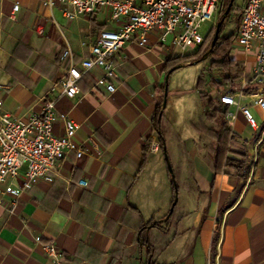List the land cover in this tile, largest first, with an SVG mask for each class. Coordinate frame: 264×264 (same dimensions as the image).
Wrapping results in <instances>:
<instances>
[{
	"label": "crops",
	"instance_id": "1",
	"mask_svg": "<svg viewBox=\"0 0 264 264\" xmlns=\"http://www.w3.org/2000/svg\"><path fill=\"white\" fill-rule=\"evenodd\" d=\"M244 3L235 6L239 12ZM109 29L118 24L109 21L106 9L67 19L59 0H0L1 110L26 119L42 102L55 99L56 112L78 124L73 140L84 153L80 159L68 154L53 183L22 190L15 205L3 198L0 264H49L45 243L57 247L61 264H143L138 231L167 217L172 180L178 186V234L155 264H264V112L253 103L264 94V83L251 76L254 51L236 49L233 57L243 68L240 90L254 89L243 92L241 104L249 107L258 130L234 107L226 106L235 119H222L235 135L232 147L247 154L240 179L213 168L218 142L212 134L220 124L202 116L196 78L204 61L188 62L168 76L161 105L166 139L160 146L152 118L164 96L163 66L181 56L169 43H159L156 32L146 36L145 47L126 43L116 53L113 93L107 92L109 81L99 67L82 75L75 97L60 93L55 83L65 76L64 49L70 48L77 62ZM52 127L54 135H63L60 121Z\"/></svg>",
	"mask_w": 264,
	"mask_h": 264
},
{
	"label": "built area",
	"instance_id": "2",
	"mask_svg": "<svg viewBox=\"0 0 264 264\" xmlns=\"http://www.w3.org/2000/svg\"><path fill=\"white\" fill-rule=\"evenodd\" d=\"M63 16L74 19L80 15H92L106 9L110 22L118 24L114 31H101L94 44L88 48V56L75 61L70 48H65L62 60H67L65 76L56 85L60 93L73 98L79 94L78 82L82 75L93 67L104 71L109 81L108 93L115 91L118 80L115 56L126 43L134 42L145 47L147 35L157 33V41L169 43L178 56H185L184 50H196L204 42L199 33L200 26L211 21L218 9L219 0H59ZM264 0H245L240 10L236 30L235 47L242 52L254 51L251 70L253 80L264 79ZM18 5L13 6V12ZM170 37V41L168 38ZM246 84L243 83V86ZM3 86L0 85V92ZM242 89L220 97L224 106L234 107L245 117L249 126L258 130L255 119L247 105L241 104ZM55 99L40 104L39 112L26 119L10 115L1 110L0 100V203L4 197L16 204L22 190L44 182L51 184L58 173V164L70 153L80 159L83 151L73 140L79 126L66 114L56 112ZM264 112V94L256 95L253 101ZM235 114L227 112L225 121H233ZM63 124V135L53 134L54 123ZM20 180L19 185L17 184ZM79 186H86L84 180ZM40 242V238H36ZM49 264H61L59 251L53 243L42 245Z\"/></svg>",
	"mask_w": 264,
	"mask_h": 264
},
{
	"label": "trees",
	"instance_id": "3",
	"mask_svg": "<svg viewBox=\"0 0 264 264\" xmlns=\"http://www.w3.org/2000/svg\"><path fill=\"white\" fill-rule=\"evenodd\" d=\"M228 2L229 0L226 1L225 6H227ZM223 11L221 12V14L223 13ZM231 11L232 10L230 9L229 13L227 14V18H229ZM239 18L240 13L237 14V17L235 19V30L228 35L222 36L225 29V24H221L219 33L217 35L218 38L213 46L211 45L213 38L211 35H213V32H211L210 35H208L209 37L205 40V43L208 46L201 52H197L191 56L185 55L166 60L163 66V72L165 75L171 76L176 70L181 68V66L184 67L188 62H202L203 56L207 54L206 58L210 59L209 64L206 68V70L209 72V77L208 79H205V72L202 71L199 74L198 78H196V88L203 104L202 116L204 121L208 123L220 124L219 130H214L212 134L218 142L213 160V168L215 171H218V169L221 168L226 173L232 171L237 178L241 179L245 177L244 175H246L245 161L247 159V154L244 149L239 150L232 147V143L236 140V138L234 134H231V132L226 129L225 123L222 122V119L226 115L227 107L221 103L220 97L218 96V93H221L222 89L225 88L227 84L231 83V70L235 67L241 66V70L239 72L243 71L242 64L237 62V60L233 57V53L231 51L233 45L235 44L236 30L239 24ZM214 70H220V79L217 78V76L215 77V75L212 73ZM211 90H216L217 95L215 97L210 96ZM253 90L243 89L242 91L245 93H249ZM162 102L163 96L160 102L157 104V108H155L156 111L152 118L153 126L155 132L158 135L157 137L161 147L165 145L166 139V135L163 130V117L161 109ZM221 130H223L222 133ZM246 142L247 140L245 141V143ZM174 182L175 181L173 180L171 181L173 193L171 203L178 193V186L176 183V185H174ZM176 206L177 205L173 206L174 209L171 215L166 218L165 221H148L138 231V243L140 244L141 249L145 251L146 262H144L143 264H155L156 256L164 251L177 236L176 234L178 233L174 228V224H177L179 222V220H175ZM151 230L156 231L157 235L149 236Z\"/></svg>",
	"mask_w": 264,
	"mask_h": 264
},
{
	"label": "rangeland",
	"instance_id": "4",
	"mask_svg": "<svg viewBox=\"0 0 264 264\" xmlns=\"http://www.w3.org/2000/svg\"><path fill=\"white\" fill-rule=\"evenodd\" d=\"M226 1L227 0H219L218 9H217V12H216L214 18L211 21L205 22V23H203L200 26L199 33L202 36L204 42L195 51L192 50V49L184 50L183 53L186 54V56L194 55L195 53L201 52L202 50L207 48L208 45L205 43V40L209 37L208 35H210L211 32L214 33L215 26H216L217 22L222 17L223 13L221 14V12L226 7L225 6ZM240 3H241V0H234V3L231 6V10L232 11L230 13L229 18H227V16H226L225 19L223 20V24H225V29H224V32H223L222 36L228 35L229 33L233 32L235 30V28H236L235 19L237 17V14L240 13L238 8L235 7V6L237 4L239 5ZM228 4H229V2H228ZM228 4H227V6H228ZM225 9H224V11H225ZM168 41H170V37L168 38ZM235 50H236V47H235V45H233V48L231 50L232 53L235 52ZM209 60H210L209 58L202 59V61L205 62L204 63V70H203L205 72V79H208V77H209V72L206 70V68H207V66L209 64ZM240 70H241V66L235 67L234 69L231 70V73H230L231 76H232L231 83L227 84L225 86V88L222 89L221 93H218L219 97H221L222 95H224L226 93L233 94V93H236V92H238L240 90V88H241L240 83L242 81V76H243V71L239 72ZM219 72H220V70H214L212 73L215 75V77L217 76V78L220 79ZM224 74H226V73H224ZM261 82L264 83V79H262ZM216 95H217L216 90H211L210 96L211 97H215ZM245 135H246L247 138H249L251 133L249 131H247ZM238 158H240V157H238Z\"/></svg>",
	"mask_w": 264,
	"mask_h": 264
},
{
	"label": "water",
	"instance_id": "5",
	"mask_svg": "<svg viewBox=\"0 0 264 264\" xmlns=\"http://www.w3.org/2000/svg\"><path fill=\"white\" fill-rule=\"evenodd\" d=\"M233 1H234V0H230V1H229V4H228V6H226V9H225V11H224L223 14H222L221 19L217 22V24H216V26H215V30H214V33H213V35H212V36H213V38H212V43H211L212 46L215 44V42H216V40H217V38H218L217 35H218V33H219L220 26H221V24L223 23V20L225 19V17L227 16V14L229 13V11H230V9H231V6H232V4H233ZM203 57L206 58V57H207V54H205ZM204 58H202V59H204ZM167 81H168V76L165 77L164 96H163V97H164V99H163V107H164L165 104H166V96H167V89H168ZM164 150H165V148H163L162 151H164ZM164 159H165V161H166L167 168H168V170H169V172H170V174H171V178H173L172 167H171V164H170L169 158H168V156H167V154H166V151H164ZM176 203H177V196L174 197V200H173V202H172V204H171V207H170V209H169V213H168L167 217H169V216L171 215V213H172V211H173V209H174L173 206H175ZM167 217H166V218H167ZM166 218L164 219V221L166 220Z\"/></svg>",
	"mask_w": 264,
	"mask_h": 264
}]
</instances>
